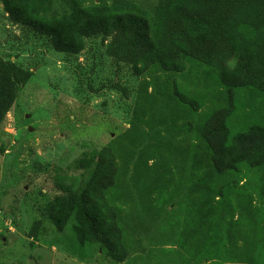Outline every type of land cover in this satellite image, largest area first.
Instances as JSON below:
<instances>
[{
  "label": "trees",
  "instance_id": "1",
  "mask_svg": "<svg viewBox=\"0 0 264 264\" xmlns=\"http://www.w3.org/2000/svg\"><path fill=\"white\" fill-rule=\"evenodd\" d=\"M53 2L6 0V13L12 23L49 37L68 54L80 53L86 39L100 36L116 72L131 65L144 77L133 128L148 120L152 134L162 126L175 138H192L184 146L152 143L136 125L137 148L122 163L115 147L123 151L127 136L83 155L71 167L92 169L90 178L80 193L69 191L47 205L51 224L59 231L70 224L81 249L99 246L124 263L126 215L117 204L132 200L134 220L149 221L147 199L172 171L164 161L148 163L156 152L165 160L164 150L192 174L185 193L194 202L197 226L183 235L182 246L196 232L204 235L192 259L204 254L208 264H264V0H158L154 13L127 0L86 8L74 2L70 13L58 17ZM201 68L211 78L202 84L203 111L175 81ZM32 75L0 57V125ZM111 88L129 98L118 80ZM140 172L144 188L134 198ZM129 173L137 175L130 179ZM39 226L34 224L31 238Z\"/></svg>",
  "mask_w": 264,
  "mask_h": 264
},
{
  "label": "rangeland",
  "instance_id": "2",
  "mask_svg": "<svg viewBox=\"0 0 264 264\" xmlns=\"http://www.w3.org/2000/svg\"><path fill=\"white\" fill-rule=\"evenodd\" d=\"M100 1L109 4L111 0H54L53 16L70 13L74 2L86 8ZM127 1L150 13L158 2ZM5 4L6 0H0V57L33 75L0 125V264H195L198 260L208 264L204 254L192 259L197 242L204 236L201 231L182 246L183 235L197 226L193 222L194 202L185 193L192 174L179 157L166 155L164 150L165 160L156 152L155 159L148 163L151 166L154 161H164L172 171L165 177V185L147 199L149 221L140 225L134 220L132 200L117 204L126 215L128 256L124 263L114 262L99 246L81 249L72 238L70 224L62 231L51 224L47 205L69 191L80 193L90 178L92 169L71 167L83 155L127 136L123 151L115 147L122 163L123 155L137 148L132 142L137 138V126L152 143L159 140L184 146L192 137L175 138L162 126L152 134L151 123L146 121L148 114L146 123L133 128L134 109L142 103L139 91L144 77L131 65H123L116 72L106 53L107 42L100 36L86 39L80 53L68 54L49 37L33 33L24 24L12 23ZM207 72L201 68L198 75L175 77L180 93L200 101V111L207 105L202 87L211 79L204 75ZM116 80L127 88L128 99L111 88ZM129 175L131 179L137 173ZM138 177L134 198L144 188L143 173ZM37 222L39 229L31 238L29 233Z\"/></svg>",
  "mask_w": 264,
  "mask_h": 264
}]
</instances>
